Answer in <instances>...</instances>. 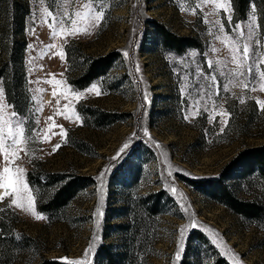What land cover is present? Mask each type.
I'll use <instances>...</instances> for the list:
<instances>
[{
    "label": "rangeland",
    "instance_id": "obj_1",
    "mask_svg": "<svg viewBox=\"0 0 264 264\" xmlns=\"http://www.w3.org/2000/svg\"><path fill=\"white\" fill-rule=\"evenodd\" d=\"M19 1L29 8L22 60L13 57L15 36L7 35V19L0 13V103L22 121L24 143L19 147L24 151L14 164L0 152V170H25L36 212L45 218L37 220L15 207L2 212L1 224L19 245L12 264H40L43 258L107 264L104 246L127 253L135 264H264V222L235 213L190 183L225 177L240 197L264 202V174L243 175L228 167L243 150L264 145V110L257 103L264 101V80L258 75L244 88L238 82L244 77L228 75L224 64L217 63L230 60L231 44L224 37L239 40L231 31L235 25L248 35L251 7L240 17L233 0L230 13L219 10L216 15L210 14L212 4L197 8L200 0H100L105 16L99 25L75 36H65L57 25L59 34L53 37L46 13H72L84 0ZM4 7L15 16L16 0H6ZM255 9L260 38L264 23L256 4ZM205 18L221 21L224 32ZM160 26L190 38L193 45L185 41L178 51L164 42ZM11 27L9 33L15 32ZM70 28L66 23L64 29ZM256 51L264 53V48ZM111 53L115 60L106 74L84 88L72 83L89 58ZM19 62L23 81H15L17 97L10 99L7 86ZM257 72H264V63H258ZM210 74L215 82L207 78ZM93 83L100 95L86 91ZM221 111L230 116L217 115ZM125 143L129 147L118 157ZM63 176L84 185L68 204L48 208ZM145 197L151 198L145 202ZM178 245L183 251L176 261Z\"/></svg>",
    "mask_w": 264,
    "mask_h": 264
},
{
    "label": "snow or ice",
    "instance_id": "obj_2",
    "mask_svg": "<svg viewBox=\"0 0 264 264\" xmlns=\"http://www.w3.org/2000/svg\"><path fill=\"white\" fill-rule=\"evenodd\" d=\"M43 3V0H40ZM53 4L56 3V0H51ZM62 4L64 0H61ZM71 3H75L76 0H70ZM195 2V0H194ZM201 4H212L214 5L211 15L218 14L219 10H224L226 13L231 12V0H200V3L197 4V8L200 7ZM251 12H250V23L247 25L248 27V35L245 36L243 30L240 28V25H235L231 31L235 32L239 37V40H231L229 36L225 35L224 40L229 41L231 47L229 48V55L230 60L228 61H218L217 63L224 64V70L228 73V75L241 78L244 77L245 79L239 80L240 86L247 88L249 84L253 81L257 80V76L259 75L261 80H264V72H257L258 63H264V53H257V48H264V44H261V39H264V36L257 38L256 29L259 25H255L256 21V9L255 3L252 2L250 4ZM181 10H186L185 8H181ZM194 11L196 9H193ZM47 17H51L52 23L49 24V27L53 29L52 36L55 37L59 33L57 32L56 28L59 25L61 31L65 36L71 35L75 36L81 32H88L90 28H94L100 24V22L104 19L105 12H104V5L100 3V0H84L82 4L79 5V10H76L72 13L67 11H61L57 13L47 12ZM227 22L231 23L232 16L229 14L226 16ZM44 22H47L45 19ZM70 24L71 28L69 30H65V24ZM205 23H213L215 26H219L218 30L220 32H224V25L221 21H209L205 18ZM217 39L221 37L217 36ZM240 41H243L242 43ZM33 47L29 45V48ZM48 47H54V45H49ZM216 51V49H212ZM127 56V52L124 53ZM61 59H64V53L61 51L59 53ZM253 57L257 58V63L249 65L248 61ZM228 64H235V68H229ZM209 67H212L211 62H209ZM139 69L137 68V71ZM225 71H221L220 75H224ZM211 79L213 82L216 81L215 75H209L207 77ZM52 81H49L51 83ZM59 83V81H57ZM252 90H256L253 88ZM262 90H264V86H262ZM43 91V90H41ZM87 92H95L96 95H100V91L97 88V84L93 83L90 88L86 89ZM4 90L0 87V100L3 99ZM78 98L82 97L84 93H74ZM216 95H219V91L216 92ZM53 96H56V92H53ZM244 99H240V103H244ZM261 110H264V101H257ZM59 104V101H57ZM196 104L198 105L199 102L197 101ZM8 105L0 103V152L3 153L4 161L8 162V164H14L15 159L19 158V152L24 151L23 148L19 146L24 143V140L21 137L24 136V129L22 127V121L18 118V114L15 111L10 113L5 112V109ZM67 108V105H65ZM59 114V113H57ZM222 117L230 116V113L226 111H221L217 113ZM67 118V117H66ZM79 120V116L75 117ZM187 119V117H185ZM214 118V117H210ZM51 119V117H49ZM220 123L222 125H226L228 123L227 120H221ZM15 126V127H13ZM62 129L63 134V126H59ZM224 128H221L223 131ZM47 138V137H45ZM10 141V142H9ZM60 145L57 144L54 146L53 150L59 148ZM129 147L128 143H125L121 149L119 150L118 157L120 154L124 153L127 148ZM117 157V158H118ZM11 158V159H10ZM103 173L101 177L98 179L102 180ZM0 189H4L2 193H0V204L4 202V200L8 197H12L10 204L6 205L5 208H0V212H3L10 208H20L26 212H30L35 219L40 220L44 219L45 217L42 214L36 212L35 208V197L32 195V190L29 187V183L25 179V170L19 166L10 167V166H3L2 170H0ZM99 211V209L97 210ZM98 226V222H97ZM211 231V230H210ZM181 232V241L184 239V229H180ZM90 245V249H91ZM89 249V250H90ZM89 250H86L85 255ZM183 251L182 245L177 246V251L175 253V260L178 261L181 257V253ZM235 255V254H233ZM69 264H85V261H70Z\"/></svg>",
    "mask_w": 264,
    "mask_h": 264
},
{
    "label": "trees",
    "instance_id": "obj_3",
    "mask_svg": "<svg viewBox=\"0 0 264 264\" xmlns=\"http://www.w3.org/2000/svg\"><path fill=\"white\" fill-rule=\"evenodd\" d=\"M254 2L259 9L261 16V21L264 23V0H233V5L237 16L244 17L246 15L247 9L250 4ZM6 0H0V13L3 15V19L6 16L8 30L7 35L15 36L14 40V49L13 57L16 59L22 60L24 50L26 47V39L24 37V24H25V15L28 12L27 3L23 1L16 0V14L11 17L9 15V10L4 7ZM13 19V20H12ZM15 32H10V29H13ZM163 40L166 44L174 46L178 51H181L183 48V43L188 41L189 46H192L190 38H180L175 33L170 30H166L163 26H160V32ZM68 59L71 58V46H67ZM115 60V54H109L105 56L91 57L85 63L84 66H81L82 74L78 78L72 80V83L78 86L79 88H84L90 85L98 77L106 74ZM20 68L17 69L16 77H11V83L8 84L7 88L9 89L10 99L11 97H17V92L13 84L15 81L22 84L23 81V70L22 64L19 62ZM2 73L0 72V77ZM9 75V74H8ZM16 78V80H15ZM15 99V98H14ZM233 164V165H232ZM229 168L234 170L239 169L243 175L248 173L263 175L264 174V145L254 148H247L241 152V154L228 165ZM259 173V174H258ZM225 177L220 178H206L192 180L190 182L195 188L201 190L207 196L212 199L217 200L218 202L224 204L232 211L237 214L243 215L246 218H249L254 221L264 222V202L261 200H250L240 197L235 190L231 187L230 184L224 179ZM60 186L56 190L55 194L52 196L51 201L47 204L48 208H53L55 206H63L70 202V200L76 195L77 190L84 185L80 184L77 178L65 179V176L60 180ZM209 186L208 190H204L200 185ZM203 189V190H202ZM151 197L142 198L146 202V199ZM156 206L158 207L159 202L157 201ZM41 210H46L44 206H40ZM2 221V212L0 213V264H12V258L15 257L13 250L18 247L16 242V237L10 233L5 225L1 224ZM7 235V236H6ZM103 254L107 264H135L136 260L130 261L127 253H117L109 249L108 246H104ZM10 257H12L10 259ZM135 261V262H134ZM40 264H69L67 262H62L57 259L43 258Z\"/></svg>",
    "mask_w": 264,
    "mask_h": 264
}]
</instances>
